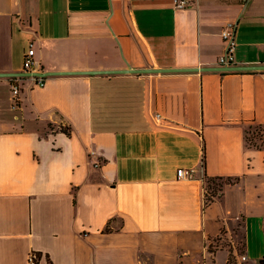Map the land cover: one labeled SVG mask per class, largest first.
Segmentation results:
<instances>
[{
    "label": "crops",
    "instance_id": "1",
    "mask_svg": "<svg viewBox=\"0 0 264 264\" xmlns=\"http://www.w3.org/2000/svg\"><path fill=\"white\" fill-rule=\"evenodd\" d=\"M177 1L0 0V72L29 46L41 72L215 66L227 22L236 63H264V0ZM20 76L16 107L0 76V264H264V70ZM205 177L235 180L205 203Z\"/></svg>",
    "mask_w": 264,
    "mask_h": 264
},
{
    "label": "built area",
    "instance_id": "2",
    "mask_svg": "<svg viewBox=\"0 0 264 264\" xmlns=\"http://www.w3.org/2000/svg\"><path fill=\"white\" fill-rule=\"evenodd\" d=\"M248 0H241V4L244 6ZM177 6L182 7L189 4L188 0H178L176 2ZM234 33H235V24L234 22H227L224 27L221 30V38L224 42V51L218 56L216 65L217 66H230L233 64H237L234 59V50H235V39H234ZM225 71V70H220ZM22 72L28 73L25 76H28L31 78L34 82V85L42 86L45 81V77L40 75H34V73L41 72L38 68V62L34 57V49L29 46L28 49L25 51L23 55V61H22ZM23 76H12L10 81V91L13 98L12 106L16 107L18 106V99H19V93H20V84L19 80ZM154 117L156 119H160V114L155 113ZM194 174L193 168H177L176 170V176L179 179H186V178H192ZM237 264H245L247 261V256L245 253H239L237 254ZM29 262L31 264H34L35 262V255L30 254L29 255Z\"/></svg>",
    "mask_w": 264,
    "mask_h": 264
},
{
    "label": "water",
    "instance_id": "3",
    "mask_svg": "<svg viewBox=\"0 0 264 264\" xmlns=\"http://www.w3.org/2000/svg\"><path fill=\"white\" fill-rule=\"evenodd\" d=\"M225 70V71H246V70H264V63L258 64H233L230 66H198V67H184V68H131L127 67L124 69H111V70H68V71H43L34 73V75H40L43 77L56 74H74V73H123V72H147V71H191V70ZM24 72H0V76H17V75H27Z\"/></svg>",
    "mask_w": 264,
    "mask_h": 264
},
{
    "label": "trees",
    "instance_id": "4",
    "mask_svg": "<svg viewBox=\"0 0 264 264\" xmlns=\"http://www.w3.org/2000/svg\"><path fill=\"white\" fill-rule=\"evenodd\" d=\"M257 126H254L253 128L250 127L249 129H247L245 131V141L247 143V145L249 146H260L258 143H256L255 138H259L261 139L262 134H260V132L257 129ZM61 131L65 132L66 134H69L70 132V128L69 126H60L59 128ZM262 145V143H261ZM206 182H207V190L205 193V203L211 201L213 199V197L218 196L219 193L217 192L218 190H221V186L222 183L224 182H232L233 180H235V178H222V177H205ZM216 179H221L222 182L221 183H215ZM240 245V249H241V244ZM242 253V252H239ZM228 261V260H227Z\"/></svg>",
    "mask_w": 264,
    "mask_h": 264
},
{
    "label": "rangeland",
    "instance_id": "5",
    "mask_svg": "<svg viewBox=\"0 0 264 264\" xmlns=\"http://www.w3.org/2000/svg\"><path fill=\"white\" fill-rule=\"evenodd\" d=\"M256 140H258L259 141V139L258 138H256ZM255 140V141H256ZM222 182V180L221 179H216L215 180V183H221ZM238 244V246L240 247V245H239V243H237ZM237 254H239V252L237 253ZM237 255H235V254H233L232 252H230L229 253V255H228V261H227V264H237Z\"/></svg>",
    "mask_w": 264,
    "mask_h": 264
}]
</instances>
